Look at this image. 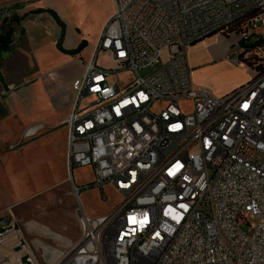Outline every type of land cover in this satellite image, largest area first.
<instances>
[{"label": "built area", "instance_id": "2783aa9c", "mask_svg": "<svg viewBox=\"0 0 264 264\" xmlns=\"http://www.w3.org/2000/svg\"><path fill=\"white\" fill-rule=\"evenodd\" d=\"M113 1L63 127L67 166L93 173L75 196L96 188L107 201L110 188L120 203L101 218L78 206L69 259L264 264V0ZM246 15L236 36L254 46L233 61L249 81L223 97L196 87L189 47ZM101 51L113 68L97 66ZM0 219V264H39L17 222Z\"/></svg>", "mask_w": 264, "mask_h": 264}, {"label": "rangeland", "instance_id": "374dc122", "mask_svg": "<svg viewBox=\"0 0 264 264\" xmlns=\"http://www.w3.org/2000/svg\"><path fill=\"white\" fill-rule=\"evenodd\" d=\"M34 1L40 3L44 0ZM28 2L23 0L18 5L26 6ZM40 4H44V8L54 11L63 20L73 23L87 37L92 48L102 23L115 11L113 0H46ZM4 8L0 6V12ZM234 38L239 44L240 37ZM219 40L220 37H217V43ZM92 48L83 55V61L88 62L90 58L92 61ZM44 59L48 64L55 61L51 53L45 55ZM77 62L72 64V68L80 72L81 67ZM96 63L99 67H114L112 60L102 51L99 52ZM238 67L239 76L251 78L246 65L239 63ZM13 92L17 94L15 89ZM6 94L9 96L11 91ZM12 98L14 97L10 95L9 99ZM59 107L56 121L63 119L69 112L66 108ZM181 107L189 112L191 103L182 102ZM26 116L27 121L33 125H41L44 120L37 106L30 107ZM13 126V121H8L7 124L0 122V135L3 136L0 138V217L9 215L17 222L39 264H60L71 256L74 245L82 235L76 211L78 206L81 205L84 212L92 218H101L110 215L119 205L120 199L110 188L105 189L107 201L102 200L101 192L96 188L75 196L72 185L79 187L92 183L93 173L90 167L72 170L68 166L66 168V153L64 157L59 155L61 140L66 136L63 127L51 132L42 130L39 134H30L31 126L23 123L21 127L14 129L15 135L10 137L11 133L6 130L8 128L12 132ZM39 139V143L34 145ZM53 234L60 235L65 240L74 238L75 242L69 247L67 241L66 244L55 241ZM53 250L56 253L52 257ZM5 251L7 250H0V259L3 258L1 253Z\"/></svg>", "mask_w": 264, "mask_h": 264}, {"label": "crops", "instance_id": "0c3cea01", "mask_svg": "<svg viewBox=\"0 0 264 264\" xmlns=\"http://www.w3.org/2000/svg\"><path fill=\"white\" fill-rule=\"evenodd\" d=\"M21 1L23 0H0V6H4V10L11 8L14 12L13 16L22 18L19 22H12L9 25L13 28L12 43L6 52L0 54V122L7 124L8 121H13L12 132L8 128L6 130L11 133L10 137L15 135L14 129L17 126L21 127L23 123L31 126L38 134L42 130L51 132L63 127L74 100L71 84L83 73L84 65L91 60L90 58L88 62L83 61V55L92 48L87 37L70 21L60 17L65 24V35L61 40V26L50 14L47 12L33 13L36 9L47 10L44 8V4H40L46 0L40 3L28 0L26 6L18 5ZM12 5L16 6L12 7ZM19 12L21 14H18ZM112 14H109L102 23L99 36ZM99 36L91 49V55L94 54ZM217 37H220L219 43L216 41ZM83 41L86 42V47L75 56L63 53L58 49L59 42L65 50H73ZM50 53L55 59L52 64L46 63L44 59L45 55ZM245 55V51L239 47L234 35L225 37L220 34H212L196 42L187 51V62L191 68L194 85L209 89L217 97L230 94L249 81V77L239 76V65L233 61L235 58L243 59ZM76 61L81 67L80 72H76L72 68V64ZM70 70L74 72H70ZM14 89L17 94L13 92ZM8 91H11L10 95L14 98L9 99L10 95L6 94ZM33 106H37L44 118L41 125H33L27 121V111ZM59 106L66 108L69 112L63 119L56 121L55 117L59 114L57 113ZM0 138L3 136L0 135ZM37 141L34 145H37L40 139ZM61 142L59 155L64 157L66 153L67 168V130L66 136L62 138ZM53 238L59 243L67 241L69 247L75 242L74 238L69 237L65 240L57 234H53ZM55 253L56 250H53L52 257ZM60 264L95 263L91 257H86L77 261L69 259Z\"/></svg>", "mask_w": 264, "mask_h": 264}, {"label": "trees", "instance_id": "16d2710c", "mask_svg": "<svg viewBox=\"0 0 264 264\" xmlns=\"http://www.w3.org/2000/svg\"><path fill=\"white\" fill-rule=\"evenodd\" d=\"M47 12L48 14H50L55 21L61 26L62 29V34H61V40L63 39L64 35H65V24L62 22V20L60 19V17L52 10H44V9H36L33 11L34 14H40V13H44ZM251 15H246L244 17H241L239 19H237L236 21H234L233 23L229 24L228 26L222 28L219 31V34L225 37H229L231 35H239L242 33H247L248 31V21L250 19ZM22 18L14 15L12 17V22H19ZM12 36H13V28L10 26H6L3 29V32L0 34V54L2 52H6L11 43H12ZM86 42L83 41L81 42V44L73 50H65L62 47L61 42L58 43V49L66 54L75 56L81 53V51L86 47ZM254 46V44H249L248 42H246L245 40H241L239 42V47L243 50V51H249L252 49V47ZM246 59L245 57L241 60Z\"/></svg>", "mask_w": 264, "mask_h": 264}, {"label": "water", "instance_id": "95a60500", "mask_svg": "<svg viewBox=\"0 0 264 264\" xmlns=\"http://www.w3.org/2000/svg\"><path fill=\"white\" fill-rule=\"evenodd\" d=\"M12 17H13V10L10 8H7L0 12V34L3 32L1 28L2 25L9 26L10 24H12ZM9 222H10L9 220L0 219V227L7 226ZM0 260L2 261L3 258H1Z\"/></svg>", "mask_w": 264, "mask_h": 264}, {"label": "bare ground", "instance_id": "6f19581e", "mask_svg": "<svg viewBox=\"0 0 264 264\" xmlns=\"http://www.w3.org/2000/svg\"><path fill=\"white\" fill-rule=\"evenodd\" d=\"M9 254H10V253H9ZM11 256H12L13 259L17 260V257H18L17 254H14V253H13V254H11ZM69 258H71V256L67 257V258H66V261L69 260ZM6 264H9V263H6Z\"/></svg>", "mask_w": 264, "mask_h": 264}, {"label": "flooded vegetation", "instance_id": "af4514ba", "mask_svg": "<svg viewBox=\"0 0 264 264\" xmlns=\"http://www.w3.org/2000/svg\"><path fill=\"white\" fill-rule=\"evenodd\" d=\"M4 27H5V25H2V26H1L2 30L4 29Z\"/></svg>", "mask_w": 264, "mask_h": 264}]
</instances>
